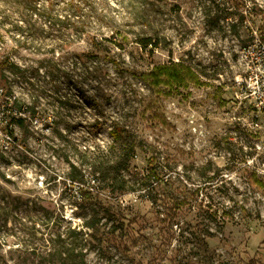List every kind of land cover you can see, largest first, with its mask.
Instances as JSON below:
<instances>
[{
	"label": "rangeland",
	"instance_id": "rangeland-1",
	"mask_svg": "<svg viewBox=\"0 0 264 264\" xmlns=\"http://www.w3.org/2000/svg\"><path fill=\"white\" fill-rule=\"evenodd\" d=\"M253 32L264 0H0V264H264ZM173 64L199 85L148 83Z\"/></svg>",
	"mask_w": 264,
	"mask_h": 264
},
{
	"label": "built area",
	"instance_id": "built-area-1",
	"mask_svg": "<svg viewBox=\"0 0 264 264\" xmlns=\"http://www.w3.org/2000/svg\"><path fill=\"white\" fill-rule=\"evenodd\" d=\"M236 66L233 98L249 115V128L255 136L250 148L253 156L246 163L264 181V39L256 32L250 42L239 48Z\"/></svg>",
	"mask_w": 264,
	"mask_h": 264
},
{
	"label": "trees",
	"instance_id": "trees-1",
	"mask_svg": "<svg viewBox=\"0 0 264 264\" xmlns=\"http://www.w3.org/2000/svg\"><path fill=\"white\" fill-rule=\"evenodd\" d=\"M141 44L143 48H146L148 46L156 47L155 44L151 42V40H145ZM146 79L148 83L153 87L164 85L166 87H169L170 89L176 84L187 86L189 84L199 85L200 83L199 77L189 67L181 64L156 67L155 70L146 75ZM14 123L19 127H22L24 124V119H15ZM110 135L113 144L117 147L122 148L124 154V162L127 163L130 158L134 156V148L136 145L132 141L133 136H131L130 133L124 128H121L116 124L113 125L110 131ZM149 175L150 178L153 177L156 179L155 172L151 168L149 169ZM251 178L252 184L255 187H262L261 183L256 179L254 175H252ZM85 195L89 196V194Z\"/></svg>",
	"mask_w": 264,
	"mask_h": 264
}]
</instances>
